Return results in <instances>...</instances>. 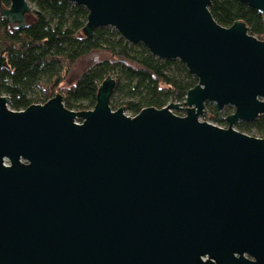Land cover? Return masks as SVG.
<instances>
[{
	"label": "water",
	"instance_id": "obj_1",
	"mask_svg": "<svg viewBox=\"0 0 264 264\" xmlns=\"http://www.w3.org/2000/svg\"><path fill=\"white\" fill-rule=\"evenodd\" d=\"M9 1L0 16L23 27L27 0ZM68 1L87 37L112 27L197 83L184 115L113 110L110 75L90 109L0 95V264H264V137L233 128L264 116V40L217 23L212 0ZM206 102L233 107L226 127L199 119Z\"/></svg>",
	"mask_w": 264,
	"mask_h": 264
},
{
	"label": "trees",
	"instance_id": "obj_2",
	"mask_svg": "<svg viewBox=\"0 0 264 264\" xmlns=\"http://www.w3.org/2000/svg\"><path fill=\"white\" fill-rule=\"evenodd\" d=\"M32 1L35 8L25 14L23 27L15 28L0 16V95L9 96L11 109L43 103L58 92L65 107L90 109L100 82L115 72L110 107L114 110L123 106L133 116L144 107L161 108L171 101H183L187 90L197 83L180 60L153 56L145 45L127 42L112 27H97L87 37L82 29L88 12L81 5L68 0ZM9 5V0H0V7ZM208 8L220 25L242 21L252 35L264 40V12L240 0H212ZM98 50L111 58L95 62L72 84L62 86L75 62ZM205 105H211L210 120L227 126L232 106L218 111L211 102ZM236 126L239 131L264 137V116L239 121Z\"/></svg>",
	"mask_w": 264,
	"mask_h": 264
},
{
	"label": "rangeland",
	"instance_id": "obj_3",
	"mask_svg": "<svg viewBox=\"0 0 264 264\" xmlns=\"http://www.w3.org/2000/svg\"><path fill=\"white\" fill-rule=\"evenodd\" d=\"M28 5L31 9L35 8L34 2L32 0H27ZM111 56L103 51V50H98V51H93L87 55H84L82 57H80L75 64L73 65V67L71 68V70L69 71L68 75L66 76V79L64 80L62 86H68L70 84H72L77 78L78 76L87 68H89L91 65H93L95 62L101 61V60H106V59H110ZM108 75H110L111 77L115 78V72H110ZM171 101V100H170ZM176 102H180V108H173L172 112H174L176 115H184L185 111H184V104L183 101H176ZM213 104V103H211ZM204 112L203 114L200 115L199 119L201 121H208L212 124H216L215 122H213L212 120H210V116L212 115V109H211V105H205L204 108ZM233 110H231L232 112ZM230 112V113H231ZM125 114L129 115L130 114L125 111ZM239 122V121H238ZM238 122H235L233 124V128L237 129L236 124ZM222 127H226V126H222Z\"/></svg>",
	"mask_w": 264,
	"mask_h": 264
},
{
	"label": "built area",
	"instance_id": "obj_4",
	"mask_svg": "<svg viewBox=\"0 0 264 264\" xmlns=\"http://www.w3.org/2000/svg\"><path fill=\"white\" fill-rule=\"evenodd\" d=\"M4 163H6V161Z\"/></svg>",
	"mask_w": 264,
	"mask_h": 264
}]
</instances>
